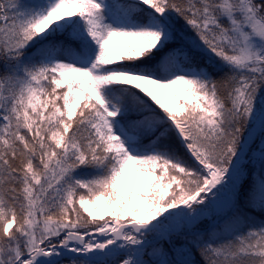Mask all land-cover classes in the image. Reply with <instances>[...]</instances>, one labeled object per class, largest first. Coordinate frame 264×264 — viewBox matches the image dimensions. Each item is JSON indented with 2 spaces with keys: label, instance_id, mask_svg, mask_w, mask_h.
Returning a JSON list of instances; mask_svg holds the SVG:
<instances>
[{
  "label": "snow or ice",
  "instance_id": "obj_1",
  "mask_svg": "<svg viewBox=\"0 0 264 264\" xmlns=\"http://www.w3.org/2000/svg\"><path fill=\"white\" fill-rule=\"evenodd\" d=\"M0 264H264V0H0Z\"/></svg>",
  "mask_w": 264,
  "mask_h": 264
}]
</instances>
